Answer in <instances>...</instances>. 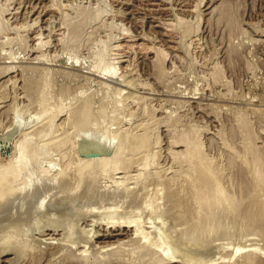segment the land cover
I'll use <instances>...</instances> for the list:
<instances>
[{"label":"rangeland","instance_id":"obj_1","mask_svg":"<svg viewBox=\"0 0 264 264\" xmlns=\"http://www.w3.org/2000/svg\"><path fill=\"white\" fill-rule=\"evenodd\" d=\"M157 59L162 75L155 71ZM0 85V185L24 172L11 165L18 146L24 155L35 153L27 177L14 183L16 192L0 196V247L13 248L0 254V264H61L60 247L51 242L60 236L41 230L70 207L93 210L100 222L111 208L116 218L133 215L154 224L153 205L141 214L146 201L140 199L147 192L148 201L154 199L186 172L183 148L174 140L180 132L193 131L202 157L225 167L226 176L230 149L221 139L234 135L231 144L243 150L241 113L253 122L255 144L263 146L264 0H0ZM95 158L108 166L89 178L84 169ZM71 171L79 179L53 208H40L41 198ZM40 175L38 188L24 195ZM131 203L140 211L125 213ZM95 220H81L86 227L80 230ZM100 226L89 229L101 237L108 232Z\"/></svg>","mask_w":264,"mask_h":264},{"label":"bare ground","instance_id":"obj_2","mask_svg":"<svg viewBox=\"0 0 264 264\" xmlns=\"http://www.w3.org/2000/svg\"><path fill=\"white\" fill-rule=\"evenodd\" d=\"M223 12L224 10L222 11V13ZM221 17L222 16H220V18ZM186 32L185 34L187 36ZM158 54H160V52ZM158 54L157 55L155 54V56H158ZM154 67H155V71L157 72V75H162L164 71H163L162 63L159 61V59L156 60ZM217 70L219 71V69ZM219 75L218 73H216L214 76L215 78H218ZM40 77L42 76L40 75ZM30 84H31V81H30ZM30 84L29 86H31ZM30 88H33V86H31ZM227 89L229 88L227 87ZM26 91L28 90H25V92ZM73 94H74V91H73ZM62 98H63V95H62ZM41 116H43V114ZM80 119H81V116H80ZM248 119H247V116H245L242 113L240 114V120L238 119V121L241 122L242 129L244 128L245 130V132H243L244 130L242 131V133H245L243 134L245 138L244 137L243 138L244 140L245 139L247 140L245 141L246 143H244V146H243L244 148L242 151H240L241 147H240V150L238 151L233 147V144H231L233 142L231 140L233 139L235 140V138L231 139V137L232 136L234 137V135H232L229 139L225 137V135L223 136V139L220 138L222 140V143L224 144L223 147L226 146L227 148L230 149L229 153L227 152L228 160L226 162L227 163L226 166L228 167L229 165L231 167V170L228 176H226L227 174L224 175L225 172H221L223 170V169L221 170V168H225V167H222L221 165L217 163H213L211 162V160H207L206 155H205L206 158L202 157V153H201L202 149H200L201 147L199 146V143L197 142L198 140H196V136H195V133H193V131L191 132L189 129L188 132L186 130L184 131L185 133L180 132L181 134H179L178 136L174 135L175 137L177 136L176 139H174L175 145H177V147L183 148L184 154L182 155L181 158H183L187 162L186 163L187 168L185 169L186 172L183 171L184 173H182L183 175H181L180 181L178 180L179 183L175 185H173L172 182L168 181L170 182L168 184H171V186H168V184L165 186L164 185L166 184L165 180L163 181V178L159 179V181L162 180L161 182H163V186L165 187H163L164 189L159 188V186H161V184L159 183L161 182L158 183L159 185L158 188L160 189L159 190L160 192L158 193L154 192L155 193L154 195L156 194L157 195L155 196L154 199L152 198L153 200L150 199V201H148L149 200L148 198H150V193L147 192L145 194L144 191L145 190L147 191V189L141 188L143 190L141 192H143L146 195V197L145 196L141 197L142 199L138 198V200L135 201V202H138L140 200L146 201L144 202V204L142 202L143 209L141 211V214L142 213L144 214L146 212L149 204L153 205L151 206L153 207L151 211H153L152 213L154 214H151V216L155 217V222H152L154 224H151V223L149 224V226L151 227L147 226V224L145 225V223H143V221L137 216L127 215V216L122 217V219L116 218V216H118L119 213L112 211L111 208L107 209L108 213L109 212H114V213H109L111 214V216L105 217L104 219H102V222H100L98 218L93 217V210H89V209L82 210L81 208L79 209V207L76 208L73 206L72 208L70 207L69 212L67 214L64 213V215L61 216L58 219V221L57 220L53 221L50 224L42 227L43 229L41 230V232L44 233V234L42 233V236L43 235L45 236V232H48L52 236L53 235L60 236V238L58 239L57 238L54 239L52 237L53 240L55 241H51L52 238L47 236L48 234H46V236L49 237V239L47 238L46 240L48 242L43 241V243L47 242L48 244H51L50 243L51 241L52 245H55L53 244V242H56V244L60 247L59 249L63 255V257L61 256L62 257L61 264H112L115 261L123 262L120 264H264V144L262 147L257 146L255 144L256 134H255V138H253L254 134L252 133V130H250L252 129L251 124L253 122L251 123L250 120ZM88 126H89V123H88ZM226 133L228 134V132ZM252 134H253V137H252ZM252 139H254V143H252ZM21 140L23 141V139ZM22 141H19V142L22 143ZM97 141H100V140L98 139ZM71 142H73V140ZM101 149H102L101 144L95 147V150L97 152H99ZM180 152L182 153V150ZM176 153L178 154L177 151ZM69 154L68 156H70ZM98 154H94V155L98 156ZM33 156H35V153L24 155V153L22 152V145L17 147L16 152L14 154V158L11 161L12 163L11 165H14L17 163L19 166L18 169L23 168L24 172H21V171L19 172L18 170L19 173L17 172V175L15 174L13 179L11 178L12 180H10L9 186L7 184L0 185V189H1L0 192H2V194L0 193L1 197H4L5 195L8 196L9 194H12V193L14 194L16 192L14 183L17 181V178L19 176L20 177L25 176V178L27 177V172H25V170L28 171L27 163H28V160ZM180 156L178 157L180 158ZM73 160L74 159H72L71 161ZM101 163L102 162L96 159V160H92L85 167L84 170H86V172L88 171L87 173L90 175L89 178L93 176L94 171H96L97 169L99 170V168L101 170L102 167L107 165V164L106 165L104 164V166H102ZM60 165L61 164H59V166ZM126 167L120 166L121 169L117 168V171L118 169H120L119 172H121L122 170V172L124 173L126 172ZM230 167L228 168L230 169ZM106 168L107 167H105V169ZM180 171L182 170L180 169ZM74 173L71 171L69 175L66 174L67 177H65V179L62 180L63 183L61 181L62 184L58 186L57 188L58 190H56L57 192L52 191L53 194L51 193L49 196L47 194L46 197L44 195L45 198L44 197L41 198L42 202H40L41 204L39 205V207L41 208V206H43L45 203L48 209L53 208L54 204L58 200L57 198L61 197L60 195L61 192L65 190V188L67 189L69 185H71L74 181L79 179V176H77V174L76 173L74 174ZM40 178H41V175H40ZM40 178H37V180L35 181H34L35 177L32 178L33 180L30 179L31 181H34V182L32 183L29 182L31 184L26 186V188L23 190V194L24 195L28 194L30 189L38 188L37 186H39V184L36 181H38V179L42 181V178L41 179ZM85 178H87V176H85ZM16 183L18 184V182ZM8 188H10V191L6 192L5 190H7ZM2 190H4L5 192H3ZM150 191H153V189ZM141 192L140 194L139 193L137 194L141 195L142 194ZM132 196L133 195L131 194V197ZM134 197L135 196H133L132 199H136V197L135 198ZM131 201L133 202V200ZM132 205L134 204L131 203L130 204L131 208L128 207L130 211L128 210L129 212H125V213L129 214L130 212H133L134 208L136 209L139 206L137 205V207H133ZM139 208H137L134 211L136 212L137 210L140 211ZM89 217L96 219L98 221L97 224H94L96 220L93 221L92 224L90 223L91 226L101 225L103 226V228H107V230L106 229L105 230L108 233H106L105 235L104 234L102 235L100 233L102 236L100 237V235H98L99 236L98 237L97 236L98 230H95L94 228H92V230L96 232L92 231L91 228L89 229V227L91 226H89L88 228H84L87 230H84L83 228H82L83 230L82 229L80 230V228L84 226V225L83 226L80 225L81 220L83 222V219H88ZM89 220H90L89 222H92L91 219ZM158 221H160V223ZM84 222L86 221L84 220ZM86 223L85 225L88 226L89 224H86ZM103 228H101V230ZM81 232H82V235H85V236L80 237L82 236ZM95 234L97 238H95ZM220 238L222 239V241L220 240ZM236 239H240L241 241L236 240ZM5 240H9V238H6ZM217 240H219L220 242ZM32 247H33L32 245H30V247L27 246V248H32ZM0 249H1L0 254L5 253L6 255L9 252H11L13 248L9 246V247H0ZM56 249L59 250L58 248ZM219 249H221V251L223 252L225 251V253L223 254L222 252H220Z\"/></svg>","mask_w":264,"mask_h":264}]
</instances>
